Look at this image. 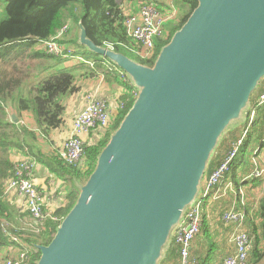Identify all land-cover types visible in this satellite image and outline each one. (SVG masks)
<instances>
[{
  "label": "water",
  "instance_id": "1",
  "mask_svg": "<svg viewBox=\"0 0 264 264\" xmlns=\"http://www.w3.org/2000/svg\"><path fill=\"white\" fill-rule=\"evenodd\" d=\"M80 27V44L124 70L137 97L37 264H159L264 78V0H198L153 66Z\"/></svg>",
  "mask_w": 264,
  "mask_h": 264
},
{
  "label": "trees",
  "instance_id": "2",
  "mask_svg": "<svg viewBox=\"0 0 264 264\" xmlns=\"http://www.w3.org/2000/svg\"><path fill=\"white\" fill-rule=\"evenodd\" d=\"M126 1L129 0H0V180L2 182L13 175V165L17 160L12 158L13 152L20 153L22 151L28 154L23 143L27 136L33 133L24 125L16 123V118H19V115L16 118H7V103L10 101L19 112L30 113L40 130L50 132L61 128L64 124L63 96L78 90L74 74L67 70H60L48 73L47 77L43 79H38V82L26 94L19 91V82L22 77L19 76L21 72H16L20 71L22 67L17 63L18 61L35 58L60 60L62 58L49 54L45 46L42 49H35L38 42L44 43L52 39L64 25L70 22L75 31L70 29L66 35H70L71 30L72 35L68 37V40L63 39L62 43H76L75 36L79 34L80 23H82L87 30L88 37L95 44L106 46L107 43H113L116 51L123 52L144 65L153 66L162 48L171 41L174 34L186 23L193 10L198 6V0H180L181 8L184 10L183 15L167 24L166 36L157 39L153 55L149 59H143L133 53L125 52L124 45L131 46L133 44L125 28V21L129 16L123 6ZM146 1L151 3L150 0ZM82 46L86 50L83 54L103 58L90 51L86 46ZM52 67L46 68H49L50 71ZM122 84L131 91L135 89L137 97V88L130 79L128 82L123 81ZM263 91L264 79L254 92L252 100L255 102ZM136 97L133 94L121 97L124 108L110 128L104 132V139L96 145L95 142H92L86 147V159L83 162L87 161V167L84 170L65 162L60 158L58 152L56 156L50 158L43 157V154L37 156L65 184H72V189L66 193L63 203L50 214L57 220L49 218L50 216L43 224H36L32 220V227H28L25 233L22 228L25 227L26 217L30 216L29 211L24 210L0 192V259L8 257V252H3L5 249L11 246H20L12 240L10 235L5 233L6 230L11 234L21 236L22 242L30 249L31 261L29 264H37L41 251L36 245H48L51 242L63 219L77 202L80 194L77 183L84 184L93 173L99 154L133 106ZM242 129L241 126L239 129L229 128L226 131L211 155L206 174H210L222 163L225 153L231 148V143L239 137ZM254 129V132L248 136L241 147L227 177L232 171H235L236 164L240 161L245 163L246 168L248 161L245 154L248 155V148L252 147L254 150L255 147L264 144V109L259 111ZM232 179L236 184L234 185L231 181L234 187L241 185V181L235 176ZM253 181L256 186L263 182L260 179H253ZM240 208L245 211L250 220L252 210H247L245 205H241ZM245 229L254 238L253 249L247 264H261L264 260V197L261 199L259 207L255 208L254 216ZM169 247L164 259L173 257L175 264H178V245L173 241ZM199 264H205V262L200 261Z\"/></svg>",
  "mask_w": 264,
  "mask_h": 264
},
{
  "label": "built area",
  "instance_id": "3",
  "mask_svg": "<svg viewBox=\"0 0 264 264\" xmlns=\"http://www.w3.org/2000/svg\"><path fill=\"white\" fill-rule=\"evenodd\" d=\"M175 17L176 9L165 14L156 5L145 0L138 12L129 14L125 21L126 33L133 42L131 46L127 45V47L131 48L136 56L149 59L154 53L157 39L165 36L167 24L173 21ZM68 30L69 26L65 25L55 37L44 42L45 49L49 54L57 57H74L73 50L62 43L64 34ZM105 47L114 49V44L107 43ZM79 60L85 61L83 58ZM263 107L264 91L259 94L248 114L247 126L242 129L239 137L231 143V148L225 153L222 163L206 175L198 199L186 210L183 219L173 231V241L178 245V264H199V259L192 253V243L201 233L205 204L209 198H221L227 195L228 190L233 191L235 189L233 183L227 179L228 171L239 155L245 140L254 132L255 129L251 131V128L254 127L258 112ZM111 115L112 111L108 107L107 101L101 99L95 90L88 91L85 108L74 115L71 133L58 149L60 158L70 165L75 162V165L83 164L84 145L88 143L90 136L94 137L97 133H104L110 128ZM92 142H94V138L91 139ZM259 151L260 149H256L253 153L258 154ZM37 164V160L32 156L17 159L13 165V175L6 180L3 193H13L22 199L35 223L43 224L48 216L53 220H57V218L52 217L51 213H46L44 208V192L35 183L33 176ZM250 170L246 179H260L264 182V164H261L253 155ZM239 194L241 205H245V192L239 190ZM236 205L221 215L225 223L235 225L233 242L236 245V251L234 254L223 258L220 264H247L253 249V237L245 229L247 215L244 210L239 209ZM5 233L10 235L12 240L20 246L9 247L8 257L0 259V264H29L31 261L30 249L22 242L21 236L11 234L6 230Z\"/></svg>",
  "mask_w": 264,
  "mask_h": 264
},
{
  "label": "crops",
  "instance_id": "4",
  "mask_svg": "<svg viewBox=\"0 0 264 264\" xmlns=\"http://www.w3.org/2000/svg\"><path fill=\"white\" fill-rule=\"evenodd\" d=\"M144 2L145 0L140 4L138 3L139 7L138 5L136 6V4L127 3L126 6L129 8V10L126 11L127 14L137 13ZM72 33L73 32L71 30L70 35H72ZM70 35L67 36L69 37ZM124 48L125 52H127L128 54L133 53L135 55V53L132 52L131 48L127 47V45H125ZM83 53L81 56L84 57L85 61L79 60L78 62H80L79 64L85 70L82 73H79L78 76L74 75L75 84L78 87V90L72 94L69 93L63 96L62 98V101L65 105L64 113L67 110V114H64L65 121L61 128L50 132H43L42 130H40V128H38L35 120H33L30 113L19 112L18 109L10 101L7 103V118H16L19 115L20 117L16 118V123H20L21 125L25 124V126L33 132L32 134H30L32 138L28 135L26 141L23 143L28 154H25L22 151L20 153L13 152L12 158L16 159L18 155L21 157L26 155L27 157L32 156L37 160L38 164L33 176L35 183L43 192H45V194L46 192H50L49 188L53 187L55 184L59 185V188L61 189L60 184H63L64 182L57 176V174L51 172L47 168L46 164L43 161H40L37 156L41 154H43V157L46 158L56 156L58 149L63 145V142L71 133L72 120L74 118V115L83 110L86 106V94L88 93V91L95 90L100 96L101 94L105 95L106 97H109L110 100L114 101H122L121 97L123 95H130L132 92H136L135 89L131 91L130 89L126 88L124 84H122L123 81L128 82V79H130V77L124 70L119 68L110 59L104 56H102L103 58H100ZM21 73L24 75V78H22V80H20L19 82L21 84L19 91L26 94L28 90L33 86L29 85L28 80H30V77L28 75V72L23 69ZM252 97L253 95L251 96V106H253L255 103L252 100ZM262 109H264V107ZM262 109H260L259 111H261ZM241 126L242 124H238L234 128L239 129ZM222 137L220 141L222 140ZM30 138L33 142L37 143L31 144L29 141ZM91 139L93 140V138H88V145L92 144ZM38 142L40 146H38ZM256 149H260L258 154L253 153ZM252 155L253 157H257V160L260 161L261 164H264V144H260V146L255 147L254 150H252V147L248 148V155L245 154L248 161L246 168L245 163H242L240 161L236 164L235 171H232L230 176L227 177L228 181L233 182L232 178L233 176H235L237 179H239V181H241V185H239V187L236 186L233 191L228 190L227 195L222 196L221 198H209L205 204L202 230L192 243L193 255H195L199 259V261H204L205 264H220L223 258L228 255L234 254L236 251V245L233 242L235 225L225 223L222 220L221 215L224 211L233 207L235 204H237L236 206L238 208L241 206L239 190H243L245 192V206L247 210H251L254 206H256L255 208H258L261 199L264 197V182L256 186L253 179H246V177L250 174L249 171L251 169ZM204 181L205 178L203 180V184ZM5 182L6 180H4L3 182L0 180V192L2 194H4L3 192ZM77 184L80 185L82 183L78 182ZM234 185L236 184L234 183ZM63 186L65 187L66 185L63 184ZM58 193L59 192L57 191L56 197L54 198V202L57 204L56 209L63 202V197L67 193V191H60V193ZM4 195L7 196L11 201H14L20 207L24 208V210H27L25 205L23 204L22 199H20L15 194L9 193ZM48 205H50V203ZM32 220L33 218L31 216L26 217L24 222L25 227L22 228L25 233L28 227H32V222L34 221ZM171 243H173V241H171ZM9 249L10 248H7L3 252H8ZM167 251L165 252V255L167 254ZM261 264H264V260L261 262Z\"/></svg>",
  "mask_w": 264,
  "mask_h": 264
},
{
  "label": "rangeland",
  "instance_id": "5",
  "mask_svg": "<svg viewBox=\"0 0 264 264\" xmlns=\"http://www.w3.org/2000/svg\"><path fill=\"white\" fill-rule=\"evenodd\" d=\"M142 1H144V0H129V1H126L123 6H124L125 10L127 11V10H129V8L126 6L127 3L136 4V6H137L138 3L140 4ZM151 3L154 4V5H156L165 14H168V13L172 12L174 9H176V17H179L180 18L183 15V13H184V10H182V8H181L182 7V2L180 0H160V1L151 0ZM138 7H139V5H138ZM177 20H178V18H177ZM66 25H68L70 29H73L75 31V29L73 27V24H71L69 22ZM61 29L59 30V32L61 31ZM68 33H69V30H68L67 33L64 34L63 39L68 40V36L66 35ZM75 38L77 39L76 43L77 42L80 43V34H78L77 36H75ZM76 43H68V42L64 43V45L66 47H70L73 50V56L74 57H62V58H60V60H57V59L51 60V59H47V58L46 59L45 58H35V59H26L24 61H18L17 63L22 68H21L20 71H17L16 73H20V72H22L23 69H25V71L28 72V75L30 77V80H28V81H29V85H31V86H34L38 82V79H43V78L47 77V74L48 73H51V72H59L60 70H67V71L71 72L72 74H74L75 76H78L79 73H82L85 70L79 64L80 62H78V61H79L80 58H83L84 59V57L81 56V55L86 50H85V48H83L82 45H80L79 43H77V44ZM42 48H44V43L43 42H38V44L35 45V49H42ZM28 51L30 52L31 50H28ZM55 61L58 62V64L55 65V63H56ZM54 65H55V67H54ZM51 66H53V67L49 71L48 70L49 68L47 69L46 67H51ZM20 74H19V76H21L22 78H24V75L22 73H20ZM37 74H38V76H36ZM263 79L264 78H262V80ZM262 80L260 81V83L262 82ZM19 85L21 86V84H19ZM131 94H133V96L136 97V93L135 92H132ZM98 96L101 99H104V100L107 101V105H108V107L112 111V115H111V119H110V124H109V126H110L111 124H113V122L120 115V113L122 111L121 109H122L123 102L122 101H119V100H115V101L114 100H110L109 97H106L105 95H102V94H101V96L98 94ZM251 109H252V106H251V104H249L248 107L246 108V110L247 111L248 110L251 111ZM64 114L65 115L67 114V110H66V112ZM238 124H242V128H245L247 126V124H248V117L245 115V113H243L242 119L239 121ZM23 125L25 126V124H23ZM234 127H235V125L231 126L230 128L233 129ZM253 129H254V127L251 128V131ZM103 134H104L103 132H100V133H97V135H95L94 137L93 136H90V138H94L95 139V145H96V144L100 143L104 139ZM31 138L29 140L30 143L31 144H36L37 142H33ZM38 146H40L39 142H38ZM87 146H88V143H86L84 145V153H83V156H82V161H83V159H86V147ZM23 157H26V155L23 156ZM19 158H21V156L18 155V157L16 159H19ZM75 164H76V162L73 163L72 166H74L75 168L82 169V170H84L87 167V161L86 160H85V162L83 164H78V165H75ZM80 165H82V166H80ZM63 184L66 185V186L64 187ZM63 184H60L61 189L59 188V185H56L55 184L53 187H50L49 188L50 189V192H46V194L44 192V194H43L44 197H45L44 208L46 210V213L53 212L56 209L57 204L54 202L55 201L54 198L56 197V192L57 191L59 193H60V191L61 192L62 191L63 192H66V191L68 192L69 190L72 189V186H71L72 184L71 183H69V184L63 183ZM52 189H54V190H52ZM66 195L67 194H65L63 198H65ZM49 203H50V205H48ZM256 205H258V204H256ZM255 207L256 206L252 207V209H251L252 212H250V220L254 216ZM248 218H249V216L247 215V221H246L245 226L250 222V220ZM169 240L170 241H169V244H168V248H170L169 247L170 246V243H171V241H173V231H172V234H171V237L169 238ZM164 263L165 264H175V261H174L173 257H169V258H165V259L163 258V260L159 264H164Z\"/></svg>",
  "mask_w": 264,
  "mask_h": 264
}]
</instances>
